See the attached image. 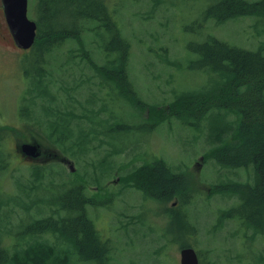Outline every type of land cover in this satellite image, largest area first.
Returning <instances> with one entry per match:
<instances>
[{
    "label": "rangeland",
    "instance_id": "rangeland-1",
    "mask_svg": "<svg viewBox=\"0 0 264 264\" xmlns=\"http://www.w3.org/2000/svg\"><path fill=\"white\" fill-rule=\"evenodd\" d=\"M35 1L28 0L27 16L37 23ZM104 2L130 44L126 67L132 88L143 102H125L106 70L95 68L112 67L105 64L114 58L103 48L109 36L103 28L81 30L82 38L61 40L62 45L52 53H42L39 60L41 63L47 57L44 69L54 77L50 87L60 100L57 102L61 104L71 96L70 108L82 113L84 105L88 120L93 118L92 122L102 124L95 143L88 140L83 151L64 154L73 161V171L55 159L39 161L18 155L17 144L32 139L43 150L61 151L36 122L38 109L34 115L32 112L31 105L35 104L30 103L33 98L27 92L31 79L25 71L30 69L34 44L27 49L17 47L0 11V134L2 152L7 157L6 169L0 170V245L11 253L28 240L58 243L50 233L26 235V227L35 218L53 215L55 207L50 204L65 190L83 184L85 194L93 197L84 211L101 237L110 241L111 251L107 259H80L75 247H70V264H180V250L188 245L197 251L200 264H264V231L258 233L262 225L255 223L251 228L246 224L251 231L246 228L247 238H241V229L235 235L234 219L220 215L230 213L236 204L242 210L247 199L240 194L243 188L211 193L218 183L256 185L258 170L252 165L234 166L203 157L221 141H231L233 131L225 132L230 122L236 125L235 114L225 115L215 109L204 117L183 115L181 119L171 118L168 112L179 94L205 89L213 93L223 84L219 72L209 66H193L199 57L194 47L217 38L258 49L264 43V13L217 22L204 17L212 0ZM82 55L90 65L93 56L97 65L91 69L80 60ZM110 85L116 88L114 95L109 93ZM153 105L161 116L158 112L153 115ZM83 123L87 127L85 120ZM216 126L221 127L222 140L212 136ZM158 160L175 172L187 174L189 188L182 192L184 198L168 195L164 201L132 184H121L127 176L122 174ZM49 164L56 169L45 180L51 187L27 185L34 165ZM26 188L32 191L26 192ZM60 214L67 215L68 211L61 210ZM254 218L264 224V204L254 211Z\"/></svg>",
    "mask_w": 264,
    "mask_h": 264
},
{
    "label": "trees",
    "instance_id": "trees-1",
    "mask_svg": "<svg viewBox=\"0 0 264 264\" xmlns=\"http://www.w3.org/2000/svg\"><path fill=\"white\" fill-rule=\"evenodd\" d=\"M35 5L38 27L31 54L32 61L29 62L30 69L25 71V75L31 79L30 90L27 92L31 93L30 98H33L30 103L35 104L31 105L32 112L34 115L35 108L38 109L39 120L36 118L35 120L54 147L63 154H77V149L83 151L88 140L91 142L93 139L95 143L97 138H100L97 130H101L102 124L92 122L93 118L88 120L84 105H81L82 113H76L70 108L69 95L67 101H62L61 104L57 102L60 100L50 87L54 77L50 71L44 69L47 65V57L41 63L39 57L43 55L42 53L50 54L54 48L60 47L61 40L82 38L81 30L103 28L109 34L103 48L106 54L114 55L105 66L112 65V67L106 69L102 66L95 67L93 56H90L93 65L87 63L83 55L80 60L91 69L95 67L99 71L106 70L115 87L121 90L118 95L123 97L125 102L132 100L135 104L143 101L133 90L126 67L130 44L122 36L104 0H36ZM204 13L205 18H212L217 22L261 14L264 13V0H212ZM89 23H92L93 27H88ZM194 50L199 57L193 66H209L219 72L223 84L212 90L213 93L205 92L208 90L205 89L179 94L170 104L171 106L169 105L168 112L171 118H181L183 115L204 117L210 110L215 109L223 110L225 115L229 112L235 114L236 125L233 126L230 122L225 132L233 131L231 141L229 143L221 141L216 148L209 149L203 157L205 160L213 158L219 163L223 160L234 166L252 165L258 170L260 179L256 185L233 186V183H218L217 187L216 184L212 186L211 191L213 193L243 188L240 194L247 199L243 203L244 212H242L252 214L264 204V43L258 49H249L212 38V41L199 43ZM116 88L110 85L109 93L113 94ZM151 108L153 115L158 112V116H161L156 106L153 105ZM83 120L87 122V127ZM214 128L212 136L214 135L216 140H222L219 131L221 127ZM2 150L0 134V170L7 167V157L3 155ZM113 150L116 151L117 148L114 147ZM78 158L81 159L79 156ZM52 166V164L34 165L29 170L31 174L26 178L27 185L45 184L51 187L52 184L45 180L56 172L52 171L55 169ZM173 170L172 167L168 168L164 161L158 160L154 165L131 169L129 173L122 174L127 176L121 184L125 185L124 187L132 184L148 196L164 201L167 200L168 195L171 198L175 194H180L179 197L184 198L181 194L189 188V178L187 174ZM84 190L83 184L65 190L63 195L60 194L58 199L55 198L56 200L50 204L55 207L53 215L35 218L36 221H32L26 227V235L35 237L41 233H50L56 236L58 243L28 240L21 248L11 253L0 245V264H70V247H75L80 259H107L111 251V243L101 237L85 213L84 207L92 204L93 197H88ZM25 191L32 190L26 188ZM17 204L23 207V204ZM61 210L68 211V214L62 216ZM180 216L179 212L178 217ZM4 224L5 222L2 225ZM252 227H256L254 222ZM63 244L67 246L62 247Z\"/></svg>",
    "mask_w": 264,
    "mask_h": 264
},
{
    "label": "water",
    "instance_id": "water-1",
    "mask_svg": "<svg viewBox=\"0 0 264 264\" xmlns=\"http://www.w3.org/2000/svg\"><path fill=\"white\" fill-rule=\"evenodd\" d=\"M1 2L5 21L14 43L23 49L31 47L36 38L37 23L27 16L28 0H1ZM17 149L22 155H28L31 158H37L42 153L41 144L35 139L17 144ZM44 151L45 160L57 159L67 165L70 171L74 170L73 161L69 157L54 150L45 149ZM179 263L200 264L197 251L192 246L181 248Z\"/></svg>",
    "mask_w": 264,
    "mask_h": 264
},
{
    "label": "flooded vegetation",
    "instance_id": "flooded-vegetation-1",
    "mask_svg": "<svg viewBox=\"0 0 264 264\" xmlns=\"http://www.w3.org/2000/svg\"><path fill=\"white\" fill-rule=\"evenodd\" d=\"M0 11H1V13H2V17H3V12H2V4H1V0H0ZM6 26H7V24H6ZM8 29V28H7ZM8 32H9V30H8ZM9 34H10V32H9ZM10 36H11V34H10ZM33 140V139H32ZM40 151L42 152V153H40V155L37 157V158H31V157H29L28 155H23V156H25L27 159H30V160H32V159H37V160H45V156H44V150L42 149H40ZM18 155H22L21 153H19L18 152ZM200 159V158H199ZM198 164V162L196 161L195 162V166ZM246 202V201H245ZM174 204V203H173ZM240 204V203H239ZM237 205V204H236ZM233 206V207H231V212L230 213H221L220 215L221 216H223V217H225V218H228V219H230V218H232V219H234V222H235V227H234V232L236 233L235 235H238L237 234V229L239 228V229H241V231H242V236H241V238H247V236H246V233H245V231H246V228H248L249 226L251 227V228H253L252 227V223L254 222V223H256L258 226H260V225H262V228L260 229V231L258 232L260 235L263 233V231H264V224H262V222H260L259 220H257V219H255L254 218V213H252V214H247V213H245L248 217H246V215L243 213L244 212V210H240V209H238L239 207H237V206ZM243 211V212H242ZM241 220H246V223H244V224H242L241 223ZM246 224L248 225V227L246 226ZM248 229H250V228H248ZM250 231H251V229H250Z\"/></svg>",
    "mask_w": 264,
    "mask_h": 264
}]
</instances>
